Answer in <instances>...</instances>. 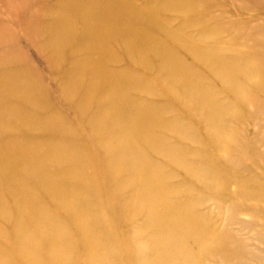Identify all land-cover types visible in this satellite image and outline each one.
<instances>
[{
	"label": "bare ground",
	"instance_id": "1",
	"mask_svg": "<svg viewBox=\"0 0 264 264\" xmlns=\"http://www.w3.org/2000/svg\"><path fill=\"white\" fill-rule=\"evenodd\" d=\"M77 1L54 12L52 20L42 26L45 34L56 30L47 40L50 68L63 67L66 53L71 56L69 66L60 74L59 86L67 106L83 119L82 131L75 129V137L72 135L70 140L34 138L20 132L7 114H15L29 126L36 125L39 133L46 128L67 126L69 120L48 96L36 90L34 77L24 69L0 72V183L12 189L13 209L19 214L20 230L13 235L15 243L27 264H116L117 260L121 264L126 257L128 264H169L170 260H175L171 264H180L182 260L174 255L185 247L183 237L190 233L197 237L202 231L204 236L210 230L201 227L206 219L196 213L195 206L175 200L174 195L180 193L187 179L181 180L179 171L175 173L173 169L182 172L185 169L183 173L192 177L189 183L192 187L204 183L212 169L196 161L201 153L187 159L185 146L178 143L187 138L192 145L201 141L182 129L178 117L187 111L196 117H200L198 112L207 113L206 120H213L220 127L226 121L221 115V109H226L222 92L233 98L240 96L244 88L239 82L241 75L248 79L249 87L264 89L261 65L264 59L259 53L257 61L250 52L222 48L215 28L204 25L201 20L205 16L197 17L198 0ZM78 25L81 30H77ZM198 26L197 33H192ZM183 48L191 51L192 62L188 63L180 54ZM124 59L130 65L123 68ZM29 72L33 73L32 68ZM153 74L156 80L151 77ZM205 76H209L208 80ZM20 83L23 86L31 83L33 87L26 85L24 90ZM228 109L231 113L229 105ZM13 128L18 132L11 133ZM84 131L91 134L90 146L83 139ZM208 141L216 140L210 136ZM117 146L120 149H115ZM98 149H106L105 157ZM153 150L164 153L165 159L171 157L179 168L169 162L161 163ZM89 151L95 152V163L107 167V174L104 177L103 168L98 178L87 173L96 181L102 180L105 189H120L105 196L119 203L133 200L127 207L110 205L108 211L114 217L112 229L87 213L89 208L103 205L105 199L93 200L76 185H60L54 180L62 177L76 181L78 175L84 178L85 163L79 154ZM70 154L74 161L72 170L47 169V161L65 160ZM88 166L86 162V170ZM125 171L129 172L126 176ZM217 183L221 184L216 180L213 185ZM11 195L7 194L8 198ZM3 198H0L2 219L8 209L3 206ZM58 213L65 220L85 224L73 231L61 222ZM86 216L92 217L86 221ZM33 217L59 246L45 247L44 241L49 238L38 235L40 230L33 232L30 228ZM135 219L140 222L133 236L137 239L142 233L148 236L138 240L136 248L128 247L125 255L115 259L110 251L111 246L117 245L114 231L115 236L120 235V246L129 245L126 238L129 233L124 226ZM0 232L4 234L1 229ZM60 232L66 235L63 241L57 237ZM77 235L81 236L80 249L75 244ZM213 242L207 244L208 248L218 240ZM5 248L9 257L14 258L10 247ZM79 257L84 261L78 260ZM182 262L189 264L187 260ZM0 264L10 263L0 261Z\"/></svg>",
	"mask_w": 264,
	"mask_h": 264
},
{
	"label": "rangeland",
	"instance_id": "2",
	"mask_svg": "<svg viewBox=\"0 0 264 264\" xmlns=\"http://www.w3.org/2000/svg\"><path fill=\"white\" fill-rule=\"evenodd\" d=\"M60 1L0 0V72L11 71L14 68L24 69L27 75L34 77L36 90L40 89L43 96H48L52 105L61 108L62 115L69 120L67 126H62L59 129L46 128L39 133L36 125L29 126L30 124L28 125L15 114H7L17 124L20 132L33 135L34 138L46 136L57 140H70L72 135L75 137V129L82 131L84 127L83 119L75 112L74 108L68 107L65 103L64 92L59 86L60 74L65 67L69 66L68 62L71 56L66 53L64 66L59 69H51L47 61L51 52L47 49V40L56 30L45 34L42 25L52 20L54 12L75 2V0H64L62 3ZM197 3L199 10L197 17L205 16V19L201 20L204 21V25L215 28V34L222 48L233 49L239 53L250 52L257 61L259 57L264 59V0H198ZM178 17L176 15V18ZM199 27H194L192 33L196 34ZM78 29L81 30L79 25ZM76 44L72 43V45ZM180 54L186 58L188 63L192 62L191 51L188 48L181 49ZM122 61H124V66L121 65L123 68L130 65L126 59ZM133 65L132 67H134ZM261 65L264 68V62H261ZM31 68L33 73L29 72ZM151 77L156 80L154 74ZM208 77L205 76V79L208 80ZM239 79L241 80L239 82L244 85L240 96L234 95L233 98L227 92L221 94V100L229 105L231 113H229L228 105L224 103L226 109H221V115L226 118V121L220 127L213 120H206L207 113L198 112L200 117H196L187 111L178 117L182 129L195 135L201 141L200 144L192 145L187 138L186 141L178 143L185 146L187 159L201 153L196 161L201 162L202 166L212 169L210 177L204 183H197L193 187L189 184L192 182V177L183 173L185 169L183 172L176 168L173 169L175 173L179 171L181 180L183 177L187 179L180 193L174 195L175 200L179 199L180 202L195 206L196 213L204 215L206 219L201 227L210 230L204 236L202 231L197 233V237H193L191 233L183 237L185 247L177 250L174 256L177 255L182 261L187 260L188 263L192 260L189 264H264V89L256 86L257 92H254L255 88L249 87V81L244 75L239 76ZM20 84L22 85L20 88L25 90L24 86L27 84L24 86L23 83ZM216 84L217 87L220 86V83ZM27 86L33 87L31 83H28ZM11 97L16 99L17 96ZM254 97L258 99L255 100ZM233 99L235 102L232 101ZM31 111H34L33 107ZM38 115H42L41 112ZM209 126L210 128H207ZM18 130L13 128L11 133H16ZM160 132L163 133L161 130ZM83 134V139L88 141L90 146L89 139L93 141L91 134L86 131ZM210 136L216 141L209 142ZM222 136H225L223 140H221ZM171 142L169 141V144ZM115 149H120V147L117 146ZM98 151L104 157L107 154L106 149H98ZM177 151L180 152V150ZM154 154L161 163L169 162V165L174 164L179 168L171 160V157L165 159L164 153L154 151ZM94 155V151L79 154L81 161L85 163L84 178L78 175L76 181L72 178L62 177H55L54 180L60 185L63 183L76 185L87 192L93 200L105 199V204L87 210V213L93 217L86 216L84 219L87 221L91 217L92 219L98 218L105 227L112 229L114 217L108 209L114 203L119 207H127L133 200L119 203L108 195L105 196L120 189L118 187L105 189L102 180L96 181L87 173L88 171L98 178L101 176L103 168L104 177H106L107 167L102 164L101 168L95 163ZM202 155L204 157H201ZM71 156L72 154L65 160H51V163L47 161L46 164H49L46 165L47 169L67 168L69 171L72 170L74 161ZM86 162L89 163L87 170ZM128 174V171L124 172V176ZM179 178L176 179V184L179 183ZM216 180L223 185L218 183L217 186L213 185ZM11 191L12 189L8 188L5 183H0V198L5 197L2 199L3 206L5 209L8 208L3 219L0 214V229L4 231V234L0 232V261L10 264H27L25 256L19 253L15 236H13L20 230V221L19 214L17 215L13 209L14 197H12ZM123 193H126V190ZM7 194L11 195V198H8ZM55 207L60 209L59 206ZM58 214L61 222L69 225L73 231L85 224L83 221L77 224L74 220H65L60 213ZM12 219L14 220L12 221ZM30 219L32 220L30 228H33V232L37 233V230H40L38 235L49 238L44 241L46 248L52 249V247L60 245L54 241V237L50 238L49 233L37 224L35 217ZM139 219L124 226L125 231L129 233L126 236L129 245L120 246L118 243L120 235L118 233L115 236L117 231H114L113 240L117 245L111 246L110 251L115 259L120 255H125L128 247L136 248L138 240L147 238L146 233H142L138 239L136 235L133 236L135 226L140 222ZM50 220L49 223L52 222ZM38 221L42 223L40 220ZM57 237L60 239L59 241H63L66 235L60 232ZM76 238L78 239L75 244L80 249L82 248L81 236L77 235ZM214 240H218V243L212 244L208 248L207 244L214 243ZM8 246L14 258L9 257L5 248ZM78 260L84 261L80 257ZM174 261L170 260L168 263L171 264ZM182 261L179 263L183 264ZM128 263L130 261L126 257L124 263L121 264ZM116 264H120V261L117 260Z\"/></svg>",
	"mask_w": 264,
	"mask_h": 264
}]
</instances>
